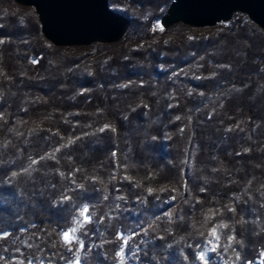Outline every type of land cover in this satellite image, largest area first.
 Masks as SVG:
<instances>
[{"label":"trees","instance_id":"16d2710c","mask_svg":"<svg viewBox=\"0 0 264 264\" xmlns=\"http://www.w3.org/2000/svg\"><path fill=\"white\" fill-rule=\"evenodd\" d=\"M171 1L108 0L131 26L85 56L0 0V264H118L117 233L124 264L264 261V30L163 28Z\"/></svg>","mask_w":264,"mask_h":264},{"label":"water","instance_id":"95a60500","mask_svg":"<svg viewBox=\"0 0 264 264\" xmlns=\"http://www.w3.org/2000/svg\"><path fill=\"white\" fill-rule=\"evenodd\" d=\"M14 1L35 10L43 36L57 46L116 42L131 24L130 17L116 12L108 0ZM238 12L264 30V0H172L159 25L214 26Z\"/></svg>","mask_w":264,"mask_h":264},{"label":"snow or ice","instance_id":"6c2138e0","mask_svg":"<svg viewBox=\"0 0 264 264\" xmlns=\"http://www.w3.org/2000/svg\"><path fill=\"white\" fill-rule=\"evenodd\" d=\"M161 30H163V29H161ZM33 62H35V61H33ZM178 119H179V117H178ZM108 128H111V130L113 132L116 131V129L114 127H111L110 125H107V124L104 126V128H101L100 131L103 132L105 129H108ZM68 143L71 144L72 141L69 140ZM57 150H59V149H57ZM41 159H43V157ZM32 163L35 164L36 161L33 160ZM13 175H16V173H13ZM151 191H152V189H149V192H151ZM64 199L67 200V199H70V197H64ZM88 213H89V208L87 205H85L83 207V209L79 212V217H81L82 219L76 220V226L69 228L68 230L60 233L62 243L68 248V251H70V252L72 251V245H74V244L78 245L77 252L83 250L85 247L83 241L80 240L79 237L77 236V232L81 228H83L85 224L91 223L92 217L90 215H88ZM219 227L220 228H226L228 226L226 224H220ZM4 236H7V233H4ZM209 236H210V239L208 240V244L213 245V246L208 250L215 251L216 245L213 244V241L219 240V236L217 235L215 228L210 230ZM0 238H2V237H0ZM117 239L122 241V244H121L119 250L116 252V256L118 257V264H124L125 248L128 246V242L130 239H132V237H126L120 233H117ZM228 240L230 241V244H231V242L235 241V237L229 236ZM235 242L239 243V241H235ZM198 258L200 259L202 264H207L204 252L198 253ZM236 258L239 259V254H237ZM70 264H80V256L76 255L74 261H71ZM249 264H251V262H249ZM262 264H264V261H262Z\"/></svg>","mask_w":264,"mask_h":264},{"label":"rangeland","instance_id":"374dc122","mask_svg":"<svg viewBox=\"0 0 264 264\" xmlns=\"http://www.w3.org/2000/svg\"><path fill=\"white\" fill-rule=\"evenodd\" d=\"M17 3V2H16ZM19 4V3H18ZM21 5V4H20ZM22 6H24V5H22ZM25 7H30V6H25ZM32 8V7H31ZM115 8H118V7H115ZM178 23H181V22H178ZM176 24V23H175ZM133 25H136L135 23L133 24ZM187 25V24H186ZM229 23L228 22H220V23H218V24H216V25H214V26H200V27H195V26H190V25H188V26H190V27H192V28H190L189 29V31H188V35H207L209 32H212V31H214V30H217V29H219L220 27H226V28H228L229 27ZM130 26H131V24H130ZM172 26V25H171ZM170 27V26H169ZM129 30V29H128ZM124 37V36H123ZM122 37V38H123ZM169 37V35H166L164 38H168ZM121 38V39H122ZM163 38V39H164ZM46 39V38H45ZM50 42V41H49ZM102 42V41H101ZM101 42H94V43H101ZM116 42H118V41H116ZM116 42H112V43H105V44H113V43H116ZM51 43V42H50ZM52 44V43H51ZM93 44V43H92ZM102 44H104L103 42H102ZM52 45H54V44H52ZM91 44H89V45H70V46H57V45H54V46H57V47H69L70 49H66V51L68 52V53H72V54H76V55H91V53H97L100 49L99 48H91V47H89ZM77 46H79L80 48H76V49H73V48H71V47H77ZM82 46H85V47H82ZM112 48H117V47H112ZM107 49V48H106ZM39 126V124H36V125H34V126H32V128H36V127H38ZM72 261H74V260H72ZM65 264H70V262L69 263H65ZM80 264H81V262H80Z\"/></svg>","mask_w":264,"mask_h":264},{"label":"built area","instance_id":"2783aa9c","mask_svg":"<svg viewBox=\"0 0 264 264\" xmlns=\"http://www.w3.org/2000/svg\"><path fill=\"white\" fill-rule=\"evenodd\" d=\"M226 22H228V21H226Z\"/></svg>","mask_w":264,"mask_h":264}]
</instances>
